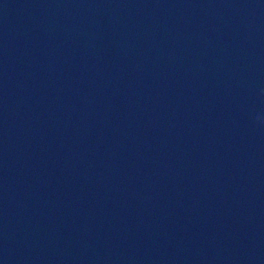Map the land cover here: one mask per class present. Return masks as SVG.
Wrapping results in <instances>:
<instances>
[{
  "label": "water",
  "instance_id": "95a60500",
  "mask_svg": "<svg viewBox=\"0 0 264 264\" xmlns=\"http://www.w3.org/2000/svg\"><path fill=\"white\" fill-rule=\"evenodd\" d=\"M0 264H264V0H0Z\"/></svg>",
  "mask_w": 264,
  "mask_h": 264
},
{
  "label": "clouds",
  "instance_id": "9594fccd",
  "mask_svg": "<svg viewBox=\"0 0 264 264\" xmlns=\"http://www.w3.org/2000/svg\"><path fill=\"white\" fill-rule=\"evenodd\" d=\"M257 119H259V117Z\"/></svg>",
  "mask_w": 264,
  "mask_h": 264
}]
</instances>
